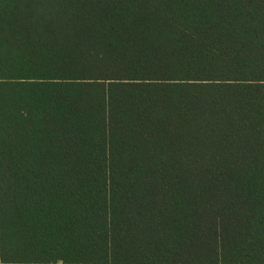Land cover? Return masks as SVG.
I'll list each match as a JSON object with an SVG mask.
<instances>
[{
    "label": "trees",
    "instance_id": "16d2710c",
    "mask_svg": "<svg viewBox=\"0 0 264 264\" xmlns=\"http://www.w3.org/2000/svg\"><path fill=\"white\" fill-rule=\"evenodd\" d=\"M0 264H264V0H0Z\"/></svg>",
    "mask_w": 264,
    "mask_h": 264
}]
</instances>
